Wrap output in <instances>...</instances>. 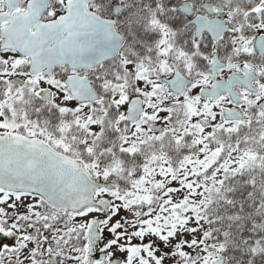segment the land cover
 <instances>
[{
	"label": "snow or ice",
	"instance_id": "6c2138e0",
	"mask_svg": "<svg viewBox=\"0 0 264 264\" xmlns=\"http://www.w3.org/2000/svg\"><path fill=\"white\" fill-rule=\"evenodd\" d=\"M0 264H264V0H0Z\"/></svg>",
	"mask_w": 264,
	"mask_h": 264
}]
</instances>
